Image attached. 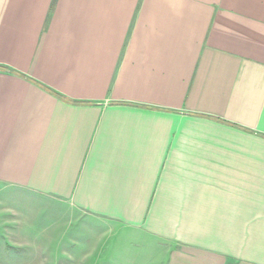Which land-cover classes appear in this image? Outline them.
I'll list each match as a JSON object with an SVG mask.
<instances>
[{"label": "crops", "instance_id": "0c3cea01", "mask_svg": "<svg viewBox=\"0 0 264 264\" xmlns=\"http://www.w3.org/2000/svg\"><path fill=\"white\" fill-rule=\"evenodd\" d=\"M0 186L264 264V0H0Z\"/></svg>", "mask_w": 264, "mask_h": 264}, {"label": "rangeland", "instance_id": "374dc122", "mask_svg": "<svg viewBox=\"0 0 264 264\" xmlns=\"http://www.w3.org/2000/svg\"><path fill=\"white\" fill-rule=\"evenodd\" d=\"M160 246L0 186V264H168Z\"/></svg>", "mask_w": 264, "mask_h": 264}]
</instances>
